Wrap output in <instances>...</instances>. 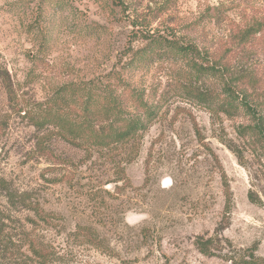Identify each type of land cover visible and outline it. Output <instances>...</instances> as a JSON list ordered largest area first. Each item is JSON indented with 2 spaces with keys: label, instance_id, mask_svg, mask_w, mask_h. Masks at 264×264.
Listing matches in <instances>:
<instances>
[{
  "label": "rangeland",
  "instance_id": "obj_1",
  "mask_svg": "<svg viewBox=\"0 0 264 264\" xmlns=\"http://www.w3.org/2000/svg\"><path fill=\"white\" fill-rule=\"evenodd\" d=\"M40 1L0 0V264H243L252 255L264 264V206L249 199L264 202V166L246 150L242 165L223 142L244 148L243 119L212 116L176 92L178 65L157 63L134 79L165 103L137 156L74 148L20 113L57 86L118 68L142 32L222 37L242 13L264 19V0H47L41 19ZM217 6L225 20L195 25ZM246 48L244 65L264 81V44ZM80 226L93 229L94 244Z\"/></svg>",
  "mask_w": 264,
  "mask_h": 264
},
{
  "label": "trees",
  "instance_id": "obj_2",
  "mask_svg": "<svg viewBox=\"0 0 264 264\" xmlns=\"http://www.w3.org/2000/svg\"><path fill=\"white\" fill-rule=\"evenodd\" d=\"M46 2L40 1V19ZM222 8L209 7L195 25L225 20ZM240 16L239 21L229 20L228 34L212 39L207 35H178L174 29L142 32L139 37L141 45L128 47L118 62V68L97 79L57 86L44 101L32 107L24 106L20 113L28 115L38 129L56 132L74 148L105 152L129 148L137 156L140 142L163 114L165 103L156 97L154 89L149 94L138 90L133 85L134 79L157 63L176 64L178 68L170 77L176 92L212 116L243 119L236 134L244 148L230 139L223 142L237 155L241 164L246 150L264 166V81L255 73L254 67L244 65L243 59L248 53V45L253 53L260 41L264 44V19L252 18L245 22V15ZM194 125L198 127L196 123ZM225 187L226 209L230 210L232 193L227 183ZM249 199L257 206H264V202L258 197L255 199L252 193ZM31 210L43 222L53 220L42 209L35 207ZM5 220L4 216L3 220L0 219V249L6 242L3 235ZM79 230L90 241L94 239L92 244L96 242L98 237L92 233V228L80 226ZM199 248L202 253L211 254L207 247L199 245ZM31 253L43 262L49 258L39 245L32 244ZM250 258L243 264L262 262L254 255Z\"/></svg>",
  "mask_w": 264,
  "mask_h": 264
}]
</instances>
